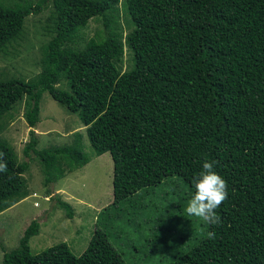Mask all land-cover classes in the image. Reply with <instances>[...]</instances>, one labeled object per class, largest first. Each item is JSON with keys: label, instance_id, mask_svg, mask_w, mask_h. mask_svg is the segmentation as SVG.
<instances>
[{"label": "trees", "instance_id": "trees-1", "mask_svg": "<svg viewBox=\"0 0 264 264\" xmlns=\"http://www.w3.org/2000/svg\"><path fill=\"white\" fill-rule=\"evenodd\" d=\"M14 1L0 0V50L23 34L29 15L51 10L38 76L0 80V133L6 114L24 100L32 127L24 153L38 160L44 185L91 160L80 133L72 144L37 147L34 128L48 92L78 114L96 155L111 153L114 200L106 210L173 176L185 182L188 200L203 162H215L228 184L216 209L221 223L187 225V203L180 202L184 220L174 227L185 247L172 251L167 264H264V0ZM121 2L130 28L125 38L113 28ZM98 18L104 31L85 40L83 29ZM126 49L132 61L123 70ZM0 152L8 165L0 173L1 213L29 196L30 163L1 138ZM57 199L71 217V205ZM175 209L159 219L160 232L174 225ZM39 231L33 221L3 264H126L103 229L80 255L66 242L34 253L29 242ZM159 233L145 243H159Z\"/></svg>", "mask_w": 264, "mask_h": 264}, {"label": "rangeland", "instance_id": "rangeland-1", "mask_svg": "<svg viewBox=\"0 0 264 264\" xmlns=\"http://www.w3.org/2000/svg\"><path fill=\"white\" fill-rule=\"evenodd\" d=\"M37 1L34 0V5ZM2 2L8 6L16 3L14 0ZM50 11L49 8L29 15L25 20L23 34L0 50V80L18 78L29 81L38 76L41 71V47L49 38L43 26L48 21ZM112 17L113 28L125 38L130 28L122 2ZM104 28L102 18L92 19L82 33L85 40H88L97 31H104ZM131 61V53L126 49L121 63L123 70L130 68ZM61 86L66 87L65 83ZM40 106V121L34 128L39 139L37 147L72 144L77 140V133H80L83 135V151L91 160L83 167L67 171L63 177L46 187L38 160L30 159L24 153L32 129L24 115L25 102L22 100L13 106L3 119L4 130L0 138L14 147L20 161H29L30 168L25 177L30 194L0 213V264H3L5 253L19 247L26 228L36 220L40 224V231L29 242L34 253L66 242L74 254L80 255L87 248L95 229L100 228L108 233L109 240L122 253L126 264L169 263L172 260L169 254L177 248L185 247L179 241L180 234L176 236L184 220L183 212L178 211V208L182 211L184 208L180 202L189 201L184 199L187 193L185 182L179 176L166 178L161 184L145 188L116 208L106 210L114 200V162L111 153L96 155L86 135L87 127L80 121L78 114L63 107L48 92L43 93ZM48 188L52 190L51 195H48ZM56 196L71 205V217H68L66 209L58 205ZM173 206L176 208L172 217L174 225L167 222L160 232L159 219L162 215L166 218L171 214ZM192 219L187 225L193 223L196 227L203 226L199 218L195 217L193 222ZM153 226L158 228L151 230ZM157 233L159 243H145L146 236L152 237Z\"/></svg>", "mask_w": 264, "mask_h": 264}, {"label": "clouds", "instance_id": "clouds-1", "mask_svg": "<svg viewBox=\"0 0 264 264\" xmlns=\"http://www.w3.org/2000/svg\"><path fill=\"white\" fill-rule=\"evenodd\" d=\"M4 155L3 152H0V173H6L8 170ZM214 164L215 162L205 160L199 174L192 179L195 191L185 209L186 217L199 218L208 225L221 223V218L217 215L216 209L228 197L227 181L215 171ZM207 235L209 239H215L216 234L209 231Z\"/></svg>", "mask_w": 264, "mask_h": 264}]
</instances>
